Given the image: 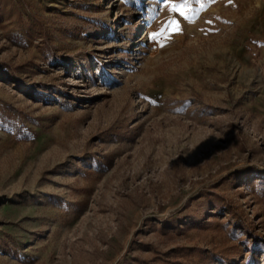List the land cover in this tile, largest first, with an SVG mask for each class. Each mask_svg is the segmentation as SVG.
<instances>
[{"label":"rangeland","instance_id":"rangeland-1","mask_svg":"<svg viewBox=\"0 0 264 264\" xmlns=\"http://www.w3.org/2000/svg\"><path fill=\"white\" fill-rule=\"evenodd\" d=\"M0 264H264V0H0Z\"/></svg>","mask_w":264,"mask_h":264}]
</instances>
